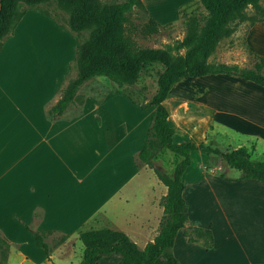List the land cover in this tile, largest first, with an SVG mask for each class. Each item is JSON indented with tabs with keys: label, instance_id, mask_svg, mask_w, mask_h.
<instances>
[{
	"label": "rangeland",
	"instance_id": "rangeland-1",
	"mask_svg": "<svg viewBox=\"0 0 264 264\" xmlns=\"http://www.w3.org/2000/svg\"><path fill=\"white\" fill-rule=\"evenodd\" d=\"M123 1L102 0L105 5ZM261 3L264 6V0ZM24 9V17L3 39L0 48V230L12 232L16 229L18 223L14 215L18 212L24 213L26 222H32V214L22 205L28 210L32 202H45L44 187L50 183L54 196L51 195L53 202L49 203L55 213L47 224L70 231L80 229L70 235L53 230L45 237L50 248L48 264H67L71 255L74 264L82 258L80 234L92 228H106L89 220L97 214L100 206H110L111 192L125 185V191L132 193L137 189V182L144 180L136 162L140 149L137 152L136 148L140 137L145 138L148 134L154 108L142 109V106L155 94L158 73L163 67L152 64L134 83L123 86L114 84L105 76L87 80L67 109L69 118L47 127L46 122L39 119L45 115L43 106L50 98L48 89L58 87L60 96L69 81L76 77V44L79 40H86L90 30L72 31L69 14L58 6L56 0L34 7L24 5ZM199 13H206L204 5L201 0H193L182 10L178 21L149 34L145 31L148 15L142 9L134 8L126 14V34L141 48H164L181 41L186 34L185 19L190 14ZM248 26V22L239 23L232 36L220 41L208 62L252 68V59L246 57L243 41ZM191 83L202 85L200 80L183 78L172 86L165 103L169 110L178 105L183 110L189 105L190 112L197 110L188 96ZM50 108H45L49 116ZM173 114L175 143H204L222 153L244 147L252 160H264V139L257 140L234 126L213 120L204 140L198 133L179 132L176 127L180 111ZM28 116L39 121L30 120L29 123ZM28 134L36 143L30 150L22 149L29 148L28 139L22 143ZM13 149L22 150L20 158H14ZM191 158L193 165L204 160L209 173L240 176L239 170L228 166L215 153L207 155L198 150ZM178 159V155L164 150L154 164L169 173ZM14 183L22 184L21 194L16 196L13 195ZM61 200L63 204L69 200L67 208L56 212V202ZM20 234L17 238L26 237L25 233ZM244 246L252 259L257 255L262 257V251L256 245L244 243ZM9 247L10 243L0 232V264H6ZM36 251L37 258L44 255L41 248Z\"/></svg>",
	"mask_w": 264,
	"mask_h": 264
},
{
	"label": "trees",
	"instance_id": "trees-1",
	"mask_svg": "<svg viewBox=\"0 0 264 264\" xmlns=\"http://www.w3.org/2000/svg\"><path fill=\"white\" fill-rule=\"evenodd\" d=\"M49 1L0 0V48L3 39L12 33L24 17V5L34 7ZM201 1L206 13L187 16L184 21L186 34L181 41L167 44L164 48H141L126 34L125 28L126 14L134 8L142 9L148 15L141 0H124L113 5H105L102 0H56L58 6L69 14L72 31L81 33L90 30V35L76 44L74 61L77 75L69 81L59 100L49 109L51 116L61 115L75 100L80 87L91 78L105 76L114 84L123 86L134 83L152 64L163 67L158 73L155 94L142 106V109H154L147 139L137 155L139 162L153 168L159 181L167 188L162 200L163 214L158 234L140 249L122 231L111 228L89 229L80 234L83 253L78 264H98L103 257L113 253L122 256L118 264H156L160 257H164L167 264H180L172 248L182 228L189 241H201L206 248H211L213 233L210 228L187 225L188 207L183 196V176L195 151L219 155L228 166L240 171L238 179L264 182V160H252L244 147L222 153L204 143L174 142L175 129L164 101L172 86L181 79L228 75L252 81L264 88L262 57H256L252 68L208 62L220 41L232 36L239 23L248 22L251 26L264 21L263 0ZM161 26L164 25L148 16L145 31L155 34ZM165 149L180 157L170 174L154 164L156 156ZM49 233H34L36 245L43 248L47 255L50 248L45 237Z\"/></svg>",
	"mask_w": 264,
	"mask_h": 264
},
{
	"label": "crops",
	"instance_id": "crops-1",
	"mask_svg": "<svg viewBox=\"0 0 264 264\" xmlns=\"http://www.w3.org/2000/svg\"><path fill=\"white\" fill-rule=\"evenodd\" d=\"M141 1L150 18L161 25H168L178 21L180 10L193 0ZM243 41L244 51L248 55L246 57L252 59V65L256 57L264 58V21L248 26ZM195 80H200L202 85L196 86L197 84L191 83L188 96L197 110L190 112L189 105H185L184 110L179 105L170 110L172 126L175 122L173 112L180 111L179 123L176 127L179 132H189L193 135L198 133L201 139L206 140L214 120L234 126L257 140L264 139L263 87L252 81L228 75H205ZM57 88L49 87L50 98L43 106L45 115L39 119L44 120L47 127L69 118L66 112L70 105L61 115H50V117L46 114L45 108L55 105L61 96L57 94ZM168 98L169 95L164 104L167 103ZM28 120L29 123H31L30 120L34 123L39 121L29 116ZM27 139L29 148L22 149L30 150L36 142L31 134H28L26 139H22V143L25 144ZM146 139L147 136L140 137L137 152ZM20 151L22 150L13 149L14 158H20ZM163 151L156 156L155 160ZM178 161L179 159L175 164ZM136 162L144 174V180L137 182L138 190L128 193L124 185L123 189L111 192L108 201L110 206H100L97 214L93 215L89 222L94 221L96 225L124 232L142 249L158 234V226L163 214L162 200L167 193V188L159 181L153 168L140 163L138 157ZM206 166L204 160L202 163L193 165L191 158V164L183 176L185 185L183 196L188 207L187 225L210 228L213 233V246L208 249L201 241H189L185 235V229L182 228L178 231L172 248L175 257L180 264H264V182L241 180L238 179L239 176L230 177L225 173L215 175L209 173ZM17 184H13L16 188L13 193L15 196L21 194L22 190V184ZM44 189L45 202L40 204L32 202L28 210L26 205H22L29 214H32V222H26L24 213L18 212L14 215V220L18 223L16 229L12 232L0 230L10 243L6 264H48L50 253L47 255L43 248L36 245L34 233L48 231L52 233L54 230L70 235L74 230L80 229L74 228L70 231L54 224H47L55 211L51 206L53 194L50 183H47ZM68 201L66 200L64 204L62 200L56 202L58 203L56 212L65 210ZM21 232L26 234L23 239L17 238L21 236ZM244 243L256 245L262 251V257L257 255L255 259H252L246 252ZM36 248H41L44 255L37 258ZM71 257L68 258L67 264H72ZM121 259L120 254L113 253L103 257L98 264H118ZM156 264H167V262L164 257H160Z\"/></svg>",
	"mask_w": 264,
	"mask_h": 264
}]
</instances>
